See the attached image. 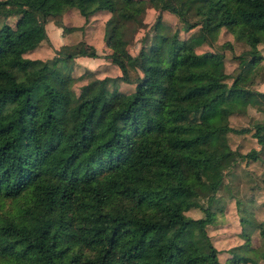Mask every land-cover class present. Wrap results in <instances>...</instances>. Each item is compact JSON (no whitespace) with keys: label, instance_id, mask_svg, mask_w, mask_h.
Wrapping results in <instances>:
<instances>
[{"label":"trees","instance_id":"16d2710c","mask_svg":"<svg viewBox=\"0 0 264 264\" xmlns=\"http://www.w3.org/2000/svg\"><path fill=\"white\" fill-rule=\"evenodd\" d=\"M148 1L156 15L131 55L125 36L141 22L136 0H0V16L15 17L0 23V264H221L207 243L208 204L236 163L264 166V92L254 89L264 80L256 47L264 0ZM67 8L83 21L111 14L103 43L119 70L76 94L63 64L93 50L24 56ZM163 11L195 30L184 39L167 33ZM219 28L247 45L232 75L221 53L194 50ZM116 80L132 89H109ZM251 113L261 116L229 122ZM229 133H248L260 147L232 149ZM194 206L204 217L185 215ZM240 211L238 247L250 250L249 231L264 238V222ZM255 257L264 261V249Z\"/></svg>","mask_w":264,"mask_h":264},{"label":"rangeland","instance_id":"374dc122","mask_svg":"<svg viewBox=\"0 0 264 264\" xmlns=\"http://www.w3.org/2000/svg\"><path fill=\"white\" fill-rule=\"evenodd\" d=\"M120 0H115L116 6H119ZM137 7L141 10V22L137 27H130L126 33V50L134 55L139 46V38L144 31L153 23L156 15V9L153 8L148 0H136ZM162 23L167 33L177 31L178 37L184 39L189 33L195 30L191 28L188 31L183 30L177 17L168 13L160 12ZM111 14L105 11L95 13L89 20L83 21L74 8H67L55 19H48L43 25V33L36 32V46L26 52L24 56L32 59H51L52 57H62L65 53H74L80 49H89L95 52L94 57L74 56L64 62L63 66L66 72L72 75V91L76 94L78 87L86 82L103 76L114 77L119 74L118 68L110 63L106 53L108 49L103 43V26ZM2 21L13 25L15 17H8ZM66 28V29H64ZM89 47V48H88ZM257 49L262 55L258 64V72L264 73V40L257 44ZM247 49V45L240 40H235L233 36L219 28L214 39L210 42H204L196 46V52L211 51L223 55L224 71L230 75L236 71L235 55L242 53ZM58 66L61 62L57 63ZM132 73V72H131ZM45 75L50 76L51 72L46 71ZM116 83V84H115ZM109 84V89H118L129 92L132 89V83L116 80ZM252 111V110H251ZM252 115V116H251ZM229 117V122L234 127L246 126L249 120L259 119L260 113H251ZM230 148L237 149L239 152L249 149H259V145L248 133L227 135L226 142ZM221 144L216 146L220 150ZM264 158V153L260 154ZM260 162L243 163L238 162L229 172H225L220 189L216 196L208 204L212 211L210 221L206 225L207 243L217 251V258L221 264H233L239 257L246 255L255 257L264 249V238L258 229H250L248 236V247L250 250L242 249L238 246L243 243L240 237L241 229L239 216L240 210L245 209L248 216L257 222H264V166ZM201 205L206 206L204 200ZM2 203L9 205V200H3ZM185 215L192 218L204 217V212L197 206L187 209ZM203 241H206L203 238ZM238 264H252L250 261L240 262ZM255 264H264V261L255 257Z\"/></svg>","mask_w":264,"mask_h":264},{"label":"crops","instance_id":"0c3cea01","mask_svg":"<svg viewBox=\"0 0 264 264\" xmlns=\"http://www.w3.org/2000/svg\"><path fill=\"white\" fill-rule=\"evenodd\" d=\"M261 71H259L260 73ZM263 74V73H262ZM254 89L260 92H264V80H260L254 85Z\"/></svg>","mask_w":264,"mask_h":264}]
</instances>
